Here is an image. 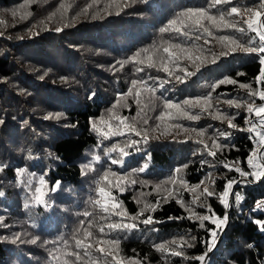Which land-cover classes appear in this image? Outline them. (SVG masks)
<instances>
[{
  "label": "trees",
  "instance_id": "1",
  "mask_svg": "<svg viewBox=\"0 0 264 264\" xmlns=\"http://www.w3.org/2000/svg\"><path fill=\"white\" fill-rule=\"evenodd\" d=\"M258 2L236 0L240 6H256ZM206 3L207 0H0V121H3L0 123V165L7 166L0 172V192L5 193L0 197V216L8 225L0 227V236L9 237L7 241H0V264H64L66 259L71 261L73 258L64 253L75 250L74 235L83 238L82 230L77 233V229H81L80 221L85 220L87 226L93 219L85 218L83 213L98 212L89 203L90 198H96L94 181L106 169L124 174L146 161L149 168L144 173H133V177L147 180L148 187L137 184L123 193L113 189V195L124 202L130 213H135L141 206L133 199L141 192L151 193L144 199L154 203L158 194L153 187L167 180L177 167L182 168L179 175L190 185L204 180L217 194L223 191L228 179H235L239 183L234 184L232 192L239 193L242 200L236 201L230 194V206L225 209L216 196L203 198L216 216H228L226 225L218 230L212 251H208L207 245L212 243L209 229L215 225L205 221V227L201 228L194 219L170 220L168 217L187 216L188 213L175 203L174 198L167 204L161 200V207L153 215L162 223L150 226L157 231L141 225L142 231L122 239L119 245L121 258L137 256L144 264H200L192 259L165 256L153 248L154 244L173 239L179 241L182 237L194 245L184 247L186 256L207 253L204 264H264V231L255 222L263 214L246 213L249 206L264 197V179L243 178L222 166L224 161H239V167L250 171L246 164V157L254 146V141L249 139L250 133L228 129L226 122L222 124L208 116L199 122L175 121L188 128L211 125L209 135L219 129L231 131L232 136L227 141L220 140L227 147L215 158L196 142L198 138L194 133H181L176 139L161 136L140 145L142 150L132 152L121 166L110 164V159L119 157L116 153L105 155L104 149L118 141L123 142L126 137L104 140L92 126L95 122L98 128H105L100 118H107L118 94L127 92L131 80L146 75L168 79L163 72L153 69L146 68L145 72L137 73L135 68L141 65L129 63L120 68L119 64L143 48L170 39L168 34L162 36L159 29L181 11L204 7ZM86 8L87 12L84 11ZM65 24L68 26L64 27ZM57 27L62 31L56 32ZM226 34L232 33H217ZM208 47L217 52L221 50L215 40ZM260 67L254 56L238 52L222 57L216 64H208L183 84L175 81L166 84L167 91L160 89L157 95L163 91L165 98L174 101L205 95L210 91V85L225 76L255 87ZM241 72L244 75H237ZM221 93V101L246 97L245 90L238 85H222L213 93L214 102ZM148 95L143 94L144 102ZM125 102L131 110L117 108L116 112L130 119L137 116L139 107L133 98L128 97ZM217 106L229 114L237 111L223 103ZM239 111L235 123L246 127L244 111ZM158 113L159 109L148 115L155 117ZM50 114H60L61 118L47 119ZM154 123V119L150 121V124ZM189 135L191 139H187ZM205 140L211 143L207 137ZM96 155L101 157L100 162L93 160ZM148 155L150 159H147ZM89 163L96 171L83 167ZM209 174L215 184L211 183ZM41 175L46 181L45 191L57 182L60 185L47 196L50 207L35 205L31 199ZM165 194L159 193L161 197ZM182 195L188 201V193L182 192ZM25 204L29 206L25 207ZM195 210L207 214L204 208ZM98 223L107 221L99 220ZM93 231L98 235L95 229ZM17 233L20 240L13 244L11 238ZM116 236L112 233L110 238ZM61 237L69 241L67 248L62 243H51ZM34 238H38L37 243L28 242ZM54 247L61 248L57 253L58 260H53L51 255Z\"/></svg>",
  "mask_w": 264,
  "mask_h": 264
},
{
  "label": "snow or ice",
  "instance_id": "2",
  "mask_svg": "<svg viewBox=\"0 0 264 264\" xmlns=\"http://www.w3.org/2000/svg\"><path fill=\"white\" fill-rule=\"evenodd\" d=\"M91 6L89 5V7ZM84 11L87 12V8ZM98 14H95L93 18H96ZM116 14L119 15V12ZM67 26V24L64 25V27ZM55 31L60 32L62 28L57 27ZM225 31L232 34L217 35V33ZM159 32L162 36L168 34L170 39H162L150 48H143L135 52L133 56L120 63L119 66L124 68L129 63L141 65L135 68L137 73L145 72L146 68L153 69L156 72H163L168 79L146 75L145 78L131 80L127 92L118 94V99L109 109L107 118H100V123L105 125V128H98L95 122L92 125L93 129L104 140H110L113 137H126L123 142L118 141L104 149L105 155L116 153L119 157L118 159H110V164L122 166L125 158L129 157L132 152H140L142 150L140 145L148 144L150 139L158 140L165 135L176 139L181 133H194L198 138L196 142L203 145L209 156L215 158L227 147V144L220 143V140H229L232 136L231 131L216 129L209 135L208 128H211V125H208L207 128H188L175 122L180 120L199 122L204 116H208L222 124L226 122L228 129L250 133L249 139L254 141L253 149L246 157V164L250 171H245L239 167V161H224L222 166L228 171L239 173L243 178L252 177L254 181L264 179V0H259L256 6H240L236 0H207L204 7L188 8L181 11L175 18L168 20L159 29ZM237 33L239 35H236ZM250 33L252 35H249ZM34 34L38 35L39 33ZM213 40L221 46L220 51L217 52L212 47H208ZM200 41L202 43H198ZM238 52L254 56L261 65L255 77V87L252 84L239 83L236 79L225 76L210 85V91L205 95L191 96L181 101L165 98L163 91L157 95L160 89L167 91L166 84L172 81L183 84L195 77L208 64H216L222 57L231 56ZM237 75L242 76L244 73H237ZM149 81L153 83L149 84ZM222 85H238L240 89L245 90L246 97L229 98L221 101L219 99V96L223 95L221 93L217 95L214 102L213 93ZM143 94H150L147 96L146 102H144ZM128 97H132L139 107L137 116H133L131 119L116 112L117 108L131 110L125 102ZM220 103L237 111L234 114L222 111L217 106ZM157 109H159L158 115L155 117L148 115V112H156ZM241 109L244 111L243 119L246 127H240L235 123ZM46 118L60 119L61 117L60 114H50ZM153 119L155 123L150 124ZM153 133H159V135H152ZM133 137H137V139ZM205 137L211 141L210 144L206 142ZM191 138L190 135L187 137V139ZM150 158L148 155L147 159ZM93 160L100 162L101 157L96 155ZM6 167V165H0V172H3ZM83 167L96 171L95 168L90 167V163ZM183 167H187V165ZM148 168L149 163L147 161L141 167L124 174L109 168L104 170L100 177L94 181L97 186L94 189L96 198H90L89 203L94 209H98V212L85 211L83 213L85 218L93 217V219L87 222V226H85V220L80 221L81 229H77V233L82 230L83 238L73 236L75 250L64 253L65 256L73 259L71 261L66 259L64 264H144V261L137 256L121 258L119 245L122 239H127L134 232L142 231L141 225L146 226L150 231H157L156 228L150 226L162 223V221L155 219L153 214L161 207V200L167 204L170 198H174L175 203L180 205L188 215L168 217V219H194L199 222L201 228L205 227V221H210L211 224L215 225V228L209 229L212 243L207 245L208 251H212L218 237V230H222L223 226L226 225L228 216L227 214L223 217L216 216L211 206L203 198L216 196L227 209L230 206L228 199L230 194L235 196L236 201L242 200L239 193L232 192L234 184L239 182L235 179H228L223 191L217 194L210 189L204 180L195 185H190L179 175L182 168L177 167L167 180L161 181L153 187V191L158 194L154 203L144 199L151 193L141 192L139 197L133 198L141 206L135 213H130L124 207V202L113 195V189L123 193L137 184L148 187L149 182L147 180H137L133 177V173H144ZM21 174H23V170H21ZM84 174L87 175V172ZM209 179L212 184H215L211 174H209ZM45 185V178L41 175L39 186L34 188L31 199L35 205L50 207L47 196L49 192L57 191L60 185L57 182L47 191L44 190ZM166 185L172 187H166ZM161 192L166 194L161 197L159 195ZM182 192L188 193V201L183 199ZM4 195L5 193L0 192V197ZM28 206L25 204V207ZM255 207L256 210H264V201L258 202ZM196 208H204L207 214L197 212ZM113 217L116 219L113 220ZM99 220L107 221V223H98ZM255 222L260 226V230L264 231V221L257 220ZM0 227H8L2 216H0ZM93 229L98 235L94 233ZM112 233H116L117 236L110 238ZM8 239L9 237L0 236V241H7ZM37 239L34 238L28 242L35 244ZM193 239L195 238L193 237ZM18 240H20V235L17 233L11 238V243L15 244ZM45 243L49 242L45 241ZM51 243L54 245L62 243L64 248L69 246V241L64 237H61L59 241H51ZM193 246L188 240L181 237L179 241L173 239L154 244L153 248L165 256L192 259L204 264L207 253L194 257L185 255L184 247L191 248ZM60 251V247L52 249L53 260L59 259L57 253Z\"/></svg>",
  "mask_w": 264,
  "mask_h": 264
},
{
  "label": "built area",
  "instance_id": "3",
  "mask_svg": "<svg viewBox=\"0 0 264 264\" xmlns=\"http://www.w3.org/2000/svg\"><path fill=\"white\" fill-rule=\"evenodd\" d=\"M262 201H264V197H261L256 202H254L251 206H249V208L246 210L247 215L250 214L251 212L261 213L263 214V216L261 217L260 220L264 221V210H256V207H255L258 202H262Z\"/></svg>",
  "mask_w": 264,
  "mask_h": 264
},
{
  "label": "rangeland",
  "instance_id": "4",
  "mask_svg": "<svg viewBox=\"0 0 264 264\" xmlns=\"http://www.w3.org/2000/svg\"><path fill=\"white\" fill-rule=\"evenodd\" d=\"M258 103H259V102H258ZM228 199H229V203H230V196H229V198H228Z\"/></svg>",
  "mask_w": 264,
  "mask_h": 264
}]
</instances>
